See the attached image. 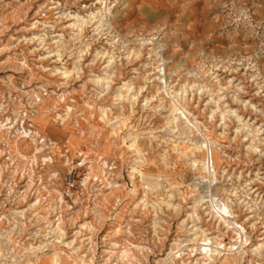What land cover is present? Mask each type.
I'll list each match as a JSON object with an SVG mask.
<instances>
[{"label":"rangeland","instance_id":"obj_1","mask_svg":"<svg viewBox=\"0 0 264 264\" xmlns=\"http://www.w3.org/2000/svg\"><path fill=\"white\" fill-rule=\"evenodd\" d=\"M0 264H264V0H0Z\"/></svg>","mask_w":264,"mask_h":264},{"label":"bare ground","instance_id":"obj_2","mask_svg":"<svg viewBox=\"0 0 264 264\" xmlns=\"http://www.w3.org/2000/svg\"><path fill=\"white\" fill-rule=\"evenodd\" d=\"M223 206H224V205H223ZM224 207H225V206H224ZM225 209H226V208H225ZM225 209H224V210H225ZM224 210H223V211H224Z\"/></svg>","mask_w":264,"mask_h":264}]
</instances>
